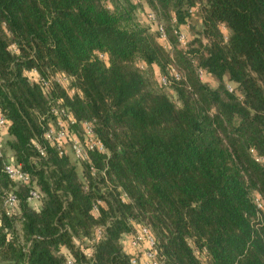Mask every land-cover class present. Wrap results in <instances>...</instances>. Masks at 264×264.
<instances>
[{"label": "trees", "instance_id": "trees-1", "mask_svg": "<svg viewBox=\"0 0 264 264\" xmlns=\"http://www.w3.org/2000/svg\"><path fill=\"white\" fill-rule=\"evenodd\" d=\"M195 2L0 0V24L21 52L16 57L6 50L12 41L0 27V114L13 121L7 135L6 125L0 134V169L7 164L6 151L12 153L47 197L37 215L25 203L31 185H19L15 195L23 215L8 218L3 198L17 186L0 171V221L14 235L6 244L0 229V261L63 264L50 248L60 242L72 247L66 226L85 235L103 226L105 239L94 245L95 264H128L116 241L129 230L127 218L132 217L153 226L163 264H264V209H256L252 195L264 194V167L249 151L254 148L264 159V0H199L200 11L193 16L185 5ZM145 3L157 12L170 51L157 43L158 32L138 23ZM220 20L233 29L227 44L216 28ZM185 24L192 39L181 51L174 33ZM94 50L109 53L110 67L99 59L89 63ZM139 59L159 66L183 110L175 109L170 93L155 87L151 69L146 73L135 66ZM33 67L44 81L59 71L75 76L73 87L84 92V99H69L55 81L47 96L38 85L30 87L21 72ZM196 69L210 73L219 87L202 84ZM173 70L183 79L170 76ZM225 76L239 82L243 102L226 90ZM61 97L59 107L77 121L68 123V133L84 145L80 121L95 118L94 131L112 151L110 159L89 152L91 165L73 161L67 136L61 158L57 147L43 139L57 120L50 110ZM32 138L47 158L29 143ZM120 189L131 204L122 203ZM96 200L109 209H100L98 220L89 215ZM17 221L19 230L13 227ZM186 236L196 237L202 259L193 256ZM75 255L79 264H91L79 251Z\"/></svg>", "mask_w": 264, "mask_h": 264}, {"label": "clouds", "instance_id": "clouds-1", "mask_svg": "<svg viewBox=\"0 0 264 264\" xmlns=\"http://www.w3.org/2000/svg\"><path fill=\"white\" fill-rule=\"evenodd\" d=\"M105 7L109 11H113V5L111 3H106ZM144 12H138V16L141 18L142 24H148L149 30L151 32H160V35L157 37V43L161 45H165V51L171 50V45L167 44V33L164 32L161 28H158L155 23V14L152 12L151 7L145 3L144 4ZM187 10L195 16L196 13L200 11L201 5L199 0L193 4L192 7L188 8L185 5ZM145 13H147V18L145 19ZM172 17V22H176L175 12L170 13ZM0 27L4 28L5 36L12 41L13 34L8 31L6 25L0 24ZM216 28L220 33L221 37L223 38V42L227 44L231 35L233 34V29L229 26L226 20H220L216 24ZM192 39L191 34L188 32L187 25H180L178 29V41L179 46L182 48H186V45ZM203 43L208 44L206 39L203 40ZM11 55L19 57L21 55L20 47L18 43L15 41L10 42L7 45L6 49ZM94 59H99L103 62L104 66L110 67L109 64V53L107 51L101 52L98 50H94L92 54V58H90L89 63L94 62ZM135 66L143 72H148L151 69L152 79L154 81L155 87L165 93H170L169 99L170 102L174 104L176 110H183L184 104L178 98V95L171 89V82L164 77L160 71V68L157 64L153 63L151 65L144 59H139L136 61ZM13 70H15L14 65L12 66ZM200 82L202 84H207L209 88L212 90H216L219 87V82H217L210 73H208L204 69H200ZM170 76H173L177 81L183 79L179 76L174 70L169 72ZM21 76L27 81L28 85L31 87L33 84H36L40 87L41 93L45 96L48 95L52 80L47 82L43 81L40 77L38 70L33 67L31 69H23L21 72ZM55 80L57 84H59L60 88L64 90L67 94L69 99H72L74 95H78L81 100L84 99V92L79 89L78 87H73L76 81L75 76L67 75L64 71H59L56 75L52 78ZM224 86L229 93H234L237 99L241 102L244 100V95L238 89L240 88V84L237 81L230 80L228 76L224 78ZM56 104L63 105L64 99L63 97L58 98L56 100ZM67 112V121L62 120L60 118L59 111L55 108L52 109V114L56 116L57 123L59 124L62 131L57 132L56 129L52 128V125L49 124V128L51 131L45 132L43 134V139L49 142L50 147H60L63 148L64 145L67 143V140H71L75 147V155L71 156V159L75 161L77 157L81 161L87 162L89 165L92 164L91 159L88 156V152L95 150L99 154L103 155L106 159H110L112 157V151L107 148L103 141L99 138L96 134L94 129L97 127L95 118L90 121H80V127L85 135V145L87 151L84 150L80 146V142L77 139L75 134L68 133V123L71 124L77 123L74 115L68 111ZM212 112H215V109H212ZM43 119V117H41ZM6 125L5 135H7V129H10L13 126V121L10 119H6L3 121ZM67 136V140L65 137ZM9 139L14 140V137H9ZM29 143L36 149L39 153L40 157L47 158V152L42 148L41 144L39 143L38 139L32 138L30 139ZM120 151L121 149H117ZM250 152L255 154V149H249ZM67 150L58 152L57 155L59 157H63L66 154ZM71 155V153H68ZM32 163L36 164V158H32ZM22 165L17 164L15 160V156L12 153H9L7 158V166L0 171H3L8 174V177L13 185L17 187H13L11 191H7L3 198V210L4 215L8 218L12 217H22L23 210L20 207L21 201L16 197L15 193L18 191V186L23 185L28 187L31 185V191L25 199V203L27 206L37 215L42 213L45 207L46 202V194L41 191L39 186L31 180V177L28 173L22 172ZM39 167V165H37ZM78 173L81 171L79 165L77 166ZM97 169L92 167L91 174L93 176L96 175ZM103 175V173H101ZM83 180V177H81ZM85 190H87V184L85 182ZM105 190L101 189V193L103 194ZM121 191V201L125 205L131 204V199ZM254 200L253 203L256 204L258 208L264 209V194L253 191L252 193ZM100 209H103L107 212L108 204L105 203L103 200H96L95 203L89 210V215L94 219L98 220L100 218ZM119 219V216H117ZM108 226H111L109 222ZM127 226L128 231H123L120 233L118 240L116 241L117 245L119 246L121 255L128 258V264H159L157 260V253L158 248L157 245L159 243L158 236L151 224H147L139 219H135L132 217L127 218ZM13 227L17 230L21 228V223L19 221L15 222ZM0 229L3 230L4 240L6 244L12 243L14 240V235L11 229L3 224L0 221ZM66 230L70 239V244L72 247H69V244L60 242L55 246L50 248V255L56 260H62L63 264H79L77 256L75 253L79 251L83 256L91 262V264H95V254L96 248L94 245H97L105 239L104 236V227L103 226H93L89 230V234L85 235L83 232L75 234L71 227L66 226ZM63 232V230H61ZM185 243L187 246L192 250L193 256L197 259H202L200 251L197 249L196 245V237H185ZM15 246V245H14ZM204 251L206 252L207 249L205 248ZM0 264H6V262L0 261Z\"/></svg>", "mask_w": 264, "mask_h": 264}, {"label": "built area", "instance_id": "built-area-1", "mask_svg": "<svg viewBox=\"0 0 264 264\" xmlns=\"http://www.w3.org/2000/svg\"><path fill=\"white\" fill-rule=\"evenodd\" d=\"M134 1H136V0H134ZM152 12L155 14V23H156L157 27H158V28H161V29L164 31L163 25L161 24V21L159 20V17H158L157 12H156V11H153V10H152ZM145 18H147V14H146ZM172 24H173V22H172ZM157 32H158V35H157V36H159V35H160V32H159V31H157ZM164 32H165V31H164ZM174 34H175L176 42H177V45H178L177 48H178L179 50H181V51H185L186 48H182V47L179 46L178 32H175ZM167 44H168V42H167ZM163 47H164V49H165V45H163ZM195 73H196L197 78L200 80V78H199V77H200V71H199V69H196ZM49 80H52V82L55 81V80L52 79V78H50ZM49 80H46L45 82H47V81H49ZM43 81H44V80H43ZM53 108H55V109H57V110L59 111V114H60V118H61V119H65V120H67V113L65 112V110H63L62 108H60L58 104H56L55 106H53L52 109H53ZM52 109L50 110V114H51L52 116H54V115L52 114ZM54 117H56V116H54ZM4 120H5V119H4L3 115L0 114V134H1V131H2L3 127H4V125H5V124L3 123ZM52 128L56 129L57 132L62 131V129L60 128L59 124L57 123V120L55 121V124H54V126H53ZM49 131H51L50 128H49L46 132H49ZM84 138L86 139L85 135H84ZM65 139H66V137H65ZM2 145H3V144H2V140H1V138H0V154H1V150H2ZM80 146H81L82 148H84L85 151H87V148H86L85 143H84V145L80 144ZM68 147H69L70 151L72 152V155L74 156V155H75V147H74L73 142H70ZM57 149H58L59 152L61 151V148H60V147H57ZM91 152H96V151L93 150V151H91ZM88 153H89V152H88ZM88 153H87V154H88ZM97 153H98V152H97ZM250 153H251V155H252L253 161H254L256 164H258V165L264 167V159H262V158L256 156V155L253 154L252 152H250ZM76 161H79V162H80L81 160H79V158L77 157ZM6 166H7V164H6ZM6 166H5V167H6ZM6 175L8 176L7 173H6ZM29 193H30V192H29ZM255 205H256V204H255ZM256 209H257V210H262L261 208H258L257 206H256ZM157 260L159 261V264H163V260L159 257L158 253H157Z\"/></svg>", "mask_w": 264, "mask_h": 264}, {"label": "rangeland", "instance_id": "rangeland-1", "mask_svg": "<svg viewBox=\"0 0 264 264\" xmlns=\"http://www.w3.org/2000/svg\"><path fill=\"white\" fill-rule=\"evenodd\" d=\"M196 18H197V15H196ZM138 23L141 24V18H139V17H138ZM194 23H195V21H194ZM6 152H8V151H6Z\"/></svg>", "mask_w": 264, "mask_h": 264}, {"label": "crops", "instance_id": "crops-1", "mask_svg": "<svg viewBox=\"0 0 264 264\" xmlns=\"http://www.w3.org/2000/svg\"><path fill=\"white\" fill-rule=\"evenodd\" d=\"M8 155H9V152H6V155H5V157H6V158H8Z\"/></svg>", "mask_w": 264, "mask_h": 264}]
</instances>
